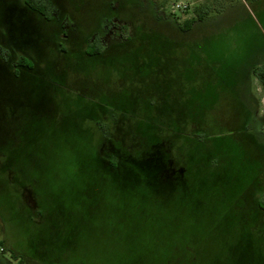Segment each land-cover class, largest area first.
<instances>
[{
  "label": "rangeland",
  "instance_id": "rangeland-1",
  "mask_svg": "<svg viewBox=\"0 0 264 264\" xmlns=\"http://www.w3.org/2000/svg\"><path fill=\"white\" fill-rule=\"evenodd\" d=\"M44 1L54 21L0 0V43L40 57L0 93V254L11 264L22 263L8 249L31 264H264V232L238 199L257 159L237 142L264 149V0ZM179 1L188 7L174 11ZM191 18L187 34L206 35L204 49L163 46L160 36L125 45L136 25L181 33ZM56 25L59 51L72 53L54 57ZM0 67L13 77L1 56ZM165 81L186 123L152 93ZM117 115L146 145L173 131L190 172L160 175L153 152L101 156Z\"/></svg>",
  "mask_w": 264,
  "mask_h": 264
},
{
  "label": "trees",
  "instance_id": "trees-1",
  "mask_svg": "<svg viewBox=\"0 0 264 264\" xmlns=\"http://www.w3.org/2000/svg\"><path fill=\"white\" fill-rule=\"evenodd\" d=\"M24 3L30 11L40 15L46 22L54 21L53 5H50L44 0H24ZM198 12L199 20H204L206 18L207 11L201 7L199 8ZM194 22V18L186 20L184 25L180 28L181 33L175 31L172 32L169 28L164 27L163 25H154L151 23L136 25L137 27L133 39L128 41L125 45L129 48L134 39L138 40V43L141 45H147V39L149 36H156L157 38L160 36L163 39V46L170 45L173 48L187 47V49H192L190 51H193V49H204L206 44L202 40L204 36L207 37L206 35L195 38L194 34H187L192 30ZM60 26L56 25L54 29L55 41L53 42L54 46L57 48V53L54 57L61 55L60 53H72V51H69L64 47V52L59 51V47L63 46L62 42L60 41ZM86 37L90 38L91 36L87 35ZM200 41L202 42L200 43ZM115 46L116 44L110 46V49L115 48ZM86 47H88L90 51L93 52L92 55H103V53L100 51L101 45L98 42L91 40ZM86 47L83 49L84 52H87L85 51ZM117 47L119 46L117 45ZM38 54L39 53L35 50L28 51L25 48L17 49L13 45L11 46L5 42L0 45V56L4 59L5 63L10 65L11 70L13 71L12 78H4L1 73L2 70L0 69V93L4 91L5 85H7V87H13L14 83L22 77L25 71H32L35 63L39 61L40 57L38 58ZM168 70L169 69H164L163 72H167ZM256 74L264 85V64L258 67ZM174 75L179 76L180 73L176 72ZM171 87L173 86H170L165 81L163 82V91L160 97L158 92L154 91L153 88L152 93H154V96L159 102L160 100H163L164 108H168V105L171 107L169 108V114L170 112L177 111L172 115V119L180 123L184 121V118H182L180 115L181 113L178 110V108L181 107V103L180 101L174 99V97H171L169 91ZM183 123L186 122L184 121ZM139 135L140 132L137 129H134V127L129 126V122L125 121L122 116L117 115L113 119L110 118V122L107 123V134L106 136L101 137L100 144L98 145L99 154L101 156H105L108 152H110L113 154L115 162H119L125 159L136 160L135 157L138 155L142 156L146 153L153 152L158 155L159 159L161 160L158 169V173L160 175L177 176L178 174L190 172V168L186 164L184 155L176 150L177 137L173 131H165L159 133V135L157 133V140L151 145H146L144 141L139 142ZM237 142L242 144V146L250 154L252 153L255 159H257V173L245 190L240 194L238 199L241 201V207L243 211L246 210L245 212H247V215L252 220L253 228L259 232H264V149H262V145L255 140L253 143H250L248 140H240ZM8 250L11 252V256L14 259H25V257H22L23 255L20 252L11 249Z\"/></svg>",
  "mask_w": 264,
  "mask_h": 264
},
{
  "label": "flooded vegetation",
  "instance_id": "flooded-vegetation-1",
  "mask_svg": "<svg viewBox=\"0 0 264 264\" xmlns=\"http://www.w3.org/2000/svg\"><path fill=\"white\" fill-rule=\"evenodd\" d=\"M1 250L4 251L6 249L4 247H2ZM9 255H10V257H12L11 252H9ZM22 257H25V259L24 260L16 259L18 261V263L31 264V259L29 258L28 255H23ZM0 264H11V262L3 254H0Z\"/></svg>",
  "mask_w": 264,
  "mask_h": 264
},
{
  "label": "built area",
  "instance_id": "built-area-1",
  "mask_svg": "<svg viewBox=\"0 0 264 264\" xmlns=\"http://www.w3.org/2000/svg\"><path fill=\"white\" fill-rule=\"evenodd\" d=\"M187 7H188V4L183 2V1H179V2L174 3L172 5V8H173L174 11L178 10V9H186Z\"/></svg>",
  "mask_w": 264,
  "mask_h": 264
}]
</instances>
